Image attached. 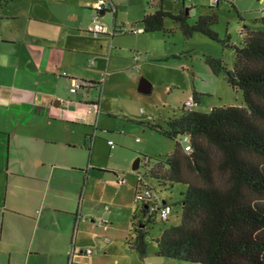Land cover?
Wrapping results in <instances>:
<instances>
[{"label":"crops","instance_id":"obj_1","mask_svg":"<svg viewBox=\"0 0 264 264\" xmlns=\"http://www.w3.org/2000/svg\"><path fill=\"white\" fill-rule=\"evenodd\" d=\"M3 1L0 10V264H69L72 259V264H81L76 247L94 262L100 255L93 257L92 251L86 254L89 249L82 250L89 245L84 243L85 235L90 234L91 245L98 249L97 240L101 235L95 229H100L105 238L110 222L105 211L87 210L94 209L87 203L94 191L95 169L86 161V154L90 152L86 139L88 127H92L101 110L100 97L95 100L89 95L92 89L101 86L95 83V77L110 67L119 34L114 33V24L104 34L90 36L88 30L93 18L88 12V20L84 22L85 15L79 13L85 12V6L93 8L98 0ZM16 1L19 5L15 6ZM107 1L109 7L98 13L99 16L107 11L116 13L112 0ZM185 1L190 3L182 0V5ZM47 5L68 8L66 18L75 21V25L65 24L61 9L55 11ZM23 6L27 7L26 14L8 10ZM77 8L79 12L74 11ZM79 16L81 22H77ZM7 22L11 23L8 27L4 24ZM139 55L132 57L130 68L128 65L113 68L110 73L125 71L130 77H136L139 62L145 63L142 57L134 60ZM75 82L85 86L71 93ZM141 82L151 90L144 80ZM146 121L150 118L141 122ZM133 187L134 184L132 191ZM132 194L134 197V191ZM98 206L110 211L104 202ZM102 248L105 252L112 249L109 245Z\"/></svg>","mask_w":264,"mask_h":264},{"label":"trees","instance_id":"obj_2","mask_svg":"<svg viewBox=\"0 0 264 264\" xmlns=\"http://www.w3.org/2000/svg\"><path fill=\"white\" fill-rule=\"evenodd\" d=\"M199 1L182 5L178 13L163 10V0L155 6L147 2L156 10L143 15L142 33L166 32L168 19L185 39L198 33L220 42L233 53L232 67L212 57L205 62L214 75L223 76L232 91L241 93L242 101L208 113L183 110L163 125L141 123L174 142L164 159H154L152 164L149 157L141 159L144 176L164 190L175 184L186 187L178 203L180 223L161 231L154 240V255L193 264H264V15L244 25L238 32L239 44L234 45L213 31L219 22L214 9L188 23L189 12ZM3 4L0 0V10ZM125 31L133 34L131 29ZM86 142L91 143L89 136ZM136 176L134 202L138 207L130 216L125 245L144 261L149 254L148 231L157 219L167 221L168 216L162 219L160 214L166 208L170 213L171 207L143 182V176ZM143 185L149 196L135 200Z\"/></svg>","mask_w":264,"mask_h":264},{"label":"rangeland","instance_id":"obj_3","mask_svg":"<svg viewBox=\"0 0 264 264\" xmlns=\"http://www.w3.org/2000/svg\"><path fill=\"white\" fill-rule=\"evenodd\" d=\"M14 4L19 5L17 1ZM112 4L117 8L116 13L107 11L99 16L90 6L83 7L85 12L79 13V15H85L84 22L88 20L86 16L88 12L92 18L97 17L106 31L111 30L114 24L117 31L119 28L124 29L122 34L117 35L116 51L110 67L103 69L95 77L97 81L95 83H100L101 86L92 89L89 95L95 100L100 97L101 110L97 118L93 120L92 127H88L91 143L87 142L90 152L86 154V161H89V165H93L95 169V183L92 185L94 187L93 193L91 192L92 199L87 203L88 207L94 209L87 210L105 211L106 219L110 222L108 223L110 230L105 234L108 238H105L110 242L106 243L104 234L99 232L100 229H95V233L101 235L96 236L100 241L97 240L98 249L91 245L92 240L88 233L85 235L84 243L87 242L89 245L82 250L89 249L93 252V257L99 253L98 259L96 258L93 262L89 259L90 256L80 254L78 247H76V254L81 264H193L154 255V240L160 236L161 231L180 223L178 203L186 187L175 184L171 190H164L155 180L144 176L146 168L143 166L137 171H132L136 159L141 161L144 157H149L152 164L154 159H164L174 148L172 140L166 139L140 123L150 118L149 122L163 125L167 119L180 116L183 110L208 113L212 108L239 105L242 101L241 93L232 91L225 83L223 76L214 75L205 62L206 57L221 59L230 69L233 53L224 48L220 42L198 33L185 39L168 19L164 24L166 32L141 34L140 21L143 15L154 12L156 8L150 6L145 0H112ZM189 4L185 1L186 7H189ZM47 6L54 8L55 11L57 8L61 9L64 23L75 25V21L66 18L68 8L57 5ZM181 6V2H174V0L162 2V9L172 13H178ZM210 9L216 10L219 17L218 24L212 27L219 39L224 40L228 37L231 44L238 45L239 30L264 15V0H201L191 8L188 23H194L198 16L207 14ZM8 10L10 13L11 11L27 13L26 6L9 7ZM74 11L79 12V9ZM79 18L77 22H81L82 18ZM4 24L8 27L11 23ZM16 26L19 25L16 24ZM130 27L136 28L139 33L133 35L127 33L125 30H130ZM0 33H2L1 27ZM90 36L100 35L90 33ZM94 47L99 49V45ZM136 54H140L138 59L139 57L145 59V63L139 62L140 70L135 72L136 77H130L125 71L110 73L113 68H123L127 65L130 68L132 57ZM141 80L150 86L149 93L139 92ZM108 141L113 143V149L108 146ZM137 173L143 176V182L154 190L155 195L171 207L167 221L161 222L157 219L149 229L146 238L149 254L144 261H141L136 253L129 251L125 245V239L130 231V216L138 207L132 194ZM118 178L125 179L126 185H118ZM132 184H134L133 191ZM103 202L110 206L109 212L108 209L100 206L96 208ZM98 215L99 213L95 216ZM108 245L112 249L105 252L102 247ZM72 262L73 259L69 260V264Z\"/></svg>","mask_w":264,"mask_h":264},{"label":"built area","instance_id":"obj_4","mask_svg":"<svg viewBox=\"0 0 264 264\" xmlns=\"http://www.w3.org/2000/svg\"><path fill=\"white\" fill-rule=\"evenodd\" d=\"M128 1H131V0H128ZM148 1H153V0H148ZM190 1V4L194 1V0H189ZM109 7V4H108V1L107 0H98L97 3L93 6L94 10L95 11H101V10H106L107 8ZM92 27L91 29L89 30V32L93 35H101V34H104L105 33V28L104 26L98 22V19L97 17H93L92 19ZM133 34L139 32L137 30H131ZM138 57H134V60L137 61ZM65 75V74H63ZM83 86H85L84 84H80V83H73V86L71 87L70 89V92L71 93H75L78 89L82 88ZM95 111H97L98 107L95 105L93 106ZM183 142H186V139H183ZM108 145L110 146L111 149H113L114 145L112 142H108ZM188 146L185 147L186 150H188ZM139 180V178H137V181ZM119 185H123L125 183V179L123 178H118V182H117ZM149 196V191L145 188V185H143L139 191L136 193V196H135V200H141L143 199L144 197H148ZM107 209V208H106ZM169 215V209L166 208L164 210L161 211V218L162 219H165L167 216ZM105 240L107 241L108 239L105 238ZM91 251L90 250H87L86 251V254H90Z\"/></svg>","mask_w":264,"mask_h":264},{"label":"water","instance_id":"obj_5","mask_svg":"<svg viewBox=\"0 0 264 264\" xmlns=\"http://www.w3.org/2000/svg\"><path fill=\"white\" fill-rule=\"evenodd\" d=\"M158 1L159 0H155L152 3L155 5V4L158 3ZM144 87H145L144 82H140L139 88H138L139 92L145 93V94L146 93H149L150 90L149 89H146ZM139 163H140V160L139 159H136L135 162H134V164H133V166H132V171H136L139 168Z\"/></svg>","mask_w":264,"mask_h":264},{"label":"clouds","instance_id":"obj_6","mask_svg":"<svg viewBox=\"0 0 264 264\" xmlns=\"http://www.w3.org/2000/svg\"><path fill=\"white\" fill-rule=\"evenodd\" d=\"M153 1H155V0H153ZM153 1H151V2H153ZM95 11V10H94Z\"/></svg>","mask_w":264,"mask_h":264}]
</instances>
